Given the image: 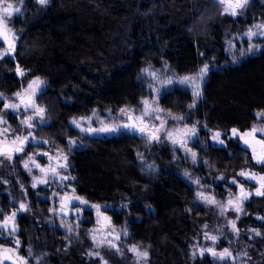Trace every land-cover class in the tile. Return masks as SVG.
<instances>
[{"label": "trees", "instance_id": "trees-1", "mask_svg": "<svg viewBox=\"0 0 264 264\" xmlns=\"http://www.w3.org/2000/svg\"><path fill=\"white\" fill-rule=\"evenodd\" d=\"M1 2H19L24 12L11 19L18 44L13 57L0 59V93L9 98L33 78L46 80L38 104L50 123L39 126L37 134L55 151L66 150L67 140L79 137L70 127L71 119L93 109L137 106L144 97L138 75L148 65L168 63L179 75H188L205 64H227L210 73L199 100L187 89L163 95L162 108L187 121L195 119L225 133L246 131L255 124L256 114L264 112V50L235 66L228 64L225 52L227 30L234 33L255 21L264 22V7L256 3L246 20H233L214 9L212 0ZM3 48L0 41V52ZM18 69L24 77L20 78ZM201 135H206L203 130ZM225 140L224 147L207 145L199 151L206 164L197 169L209 180L219 179L213 185L220 198L236 190L229 180H247L239 173H264V165H257L238 139ZM145 141L126 133L85 140V148L74 150L71 157L76 196L89 204L112 205V223L129 225L126 242L146 249L149 264H264V196L254 194L239 221L240 240L234 244L241 259L193 257L192 237L197 225L209 219L206 208L174 165H169L170 149L157 153L159 170L143 167L138 152ZM4 179L16 187L11 197L1 190ZM27 182L17 163L0 167L3 212L10 211L11 200L28 187L30 206L17 221L21 254L30 256L33 264L37 260L35 264H103L83 233L95 224L88 207L80 222L79 240L69 244L61 229L50 226L51 202L39 197L48 192L34 191ZM0 245H11L1 231Z\"/></svg>", "mask_w": 264, "mask_h": 264}, {"label": "rangeland", "instance_id": "rangeland-1", "mask_svg": "<svg viewBox=\"0 0 264 264\" xmlns=\"http://www.w3.org/2000/svg\"><path fill=\"white\" fill-rule=\"evenodd\" d=\"M38 2V0H36ZM50 0H48L49 3ZM47 3V4H48ZM213 6L217 11L219 10L224 17L236 20L242 18L247 19V13L254 8L253 5L258 4L264 7V0H249L248 5L239 14L233 16L224 12L225 5L220 3V0H212ZM8 4H12L14 8H19L23 5L19 2H1L0 3V16L4 15L3 9ZM46 5V4H45ZM24 12V11H23ZM5 17L11 31L7 33V40L0 37V41L4 44L3 50L0 52V59L7 57H13L18 44V37L15 30L11 26V19L14 16ZM264 24V22L255 21L251 26H248L243 31H236L234 33L227 30L226 41H225V52L229 58L228 64L235 66L240 64L244 59L249 56L258 54L264 50V34H261V30L257 29L255 25ZM249 29L256 32L257 35L249 39L247 33ZM11 45V47H10ZM207 65V73L201 76V69ZM201 66L196 72L188 75H179L173 67L168 63H164L159 67L148 65L144 67L139 75L138 80L144 87V97H142L135 107H124L127 111L122 113L121 109L116 111L106 110L102 111L99 109H93L89 114L79 116L71 119L70 127L74 129L79 137L69 138L67 141L66 150L60 149L57 152H61L69 157L71 161L72 153L74 150L85 148L84 141L90 138H110L119 136L122 133L134 134L146 139V144L143 149L138 152V159L143 167L148 171L159 170L156 165L158 160L157 153L165 148H168L172 152L171 161L169 165L173 164L175 170L179 176L184 179L197 193L196 200L198 203L206 208L205 213L208 214L209 219L207 223L197 225V229L193 234L191 241V251L193 257L200 256H211L214 260H222L219 256H213L209 249L214 250L216 253H222L225 249L231 253L224 259H241L242 256L240 251L236 249L235 242L239 241V221L245 216L247 203L251 200L255 194L256 189L260 187L258 183H252L250 179L247 181L244 177L240 179L229 180L231 185L235 186V191L225 197H218L214 188V183L219 179H212L204 177L197 170L200 165L206 164V160L202 159L199 154L200 150L207 149V145L212 147H224L226 145L225 138H236L239 140L241 146L250 151L253 160L257 165L256 159L264 155V144L260 143L261 139H264V134L257 131L255 134L244 135L245 133H251L253 127L264 128V116H258L256 114L255 124L246 131H240L238 129L236 133H233V129L229 132H220L207 128L205 125H201L197 120L193 119L187 121V119L174 115L161 106L160 100L169 91L175 89H187L194 95L198 90L200 96H195L196 100L201 98L205 82L208 80L209 75L214 70H222L226 65H208ZM20 78L24 77L23 71H18ZM184 77H195V82H183ZM39 80L38 85H33V81ZM198 85V88H197ZM47 82L42 78H33L26 83L19 91L15 92L11 97L7 98L4 94L3 101L5 103L15 104L18 107L17 110L24 111L21 125L26 128L29 132V124L35 126H43L50 123V120L46 116V111L38 104V97L46 90ZM17 93L20 95L18 96ZM0 96V97H1ZM32 99V107L27 109L20 102L21 100ZM144 101L148 103L145 104ZM2 105V104H1ZM38 109H43L40 112ZM13 109L3 108L0 106V152L3 144L11 141L14 137L13 134V121L12 116ZM28 113V114H27ZM144 113H147L146 115ZM132 116L136 121L139 129L133 128L129 125L128 118ZM190 120V118H189ZM76 121L77 123H73ZM27 123V124H25ZM77 124L80 126L77 127ZM129 125V127H125ZM195 129L193 134L190 130ZM114 129V130H106ZM143 129V131H141ZM202 130L205 132V136L201 135ZM216 132L221 133L218 139H214ZM171 133V136L168 134ZM158 136V139H150L151 136ZM219 140H223L221 144ZM245 140L248 143H245ZM74 141V143H70ZM175 141V143H173ZM49 149H51L49 147ZM4 153V152H3ZM193 153L195 155H193ZM10 157V158H7ZM16 161L14 158L8 155H0V167L5 165H15ZM25 173V177H28L27 185L34 191H47L48 195L39 193V197L46 198L51 202L49 210L51 213L50 226L61 229L68 237V243L72 244L76 240H79L82 231L80 222L84 218L85 208L82 203H78L76 200H71L68 203L70 207V217L65 215V211L68 210L66 207H61V203H64V196H75L76 190L73 185L74 177L72 172L70 176L64 181H54L45 174L31 172L27 167L21 168ZM72 169V168H71ZM246 173H255L257 177L264 176V173H257L252 170H246ZM68 180V181H67ZM235 181V183H233ZM250 183V185H249ZM5 185L1 190L6 194L10 195L12 190L16 187H12L8 180H3ZM26 185V186H27ZM241 188L245 192L251 193L248 199H243ZM24 194L22 196H16L11 200V206L13 208L8 212L0 211V222L6 225V229H1L4 237L11 242V245H0V264L1 254L8 249L12 255L20 262V264H33L30 256L24 257L21 254L22 244L20 239L17 237L19 226L17 221L19 216L25 213L27 210H21L23 206L28 208L30 206V199H28V187L22 188ZM232 203H229V202ZM237 201L240 202L242 211H236ZM71 203L73 205H71ZM16 205V207H15ZM2 206V205H1ZM88 209L93 213L95 218V224L83 232L92 243V250L94 251L95 258H100L103 264H149V253L146 249L130 244L126 242L129 236V225L124 224L123 226H116L112 223V216L110 211H114V207L109 204H98L92 203L88 205ZM12 212L16 214L13 218H9ZM235 222L236 228L232 226V222ZM10 222V223H9ZM238 230V231H237ZM16 232L11 234L10 232ZM215 237V240L212 238ZM17 241L19 243L17 244ZM135 248L137 251H132ZM237 251V252H236ZM147 252V257H142L138 253ZM203 253V254H202ZM98 254V255H97ZM36 261V260H35ZM38 261V260H37ZM37 261L35 263H37ZM34 263V264H35Z\"/></svg>", "mask_w": 264, "mask_h": 264}, {"label": "flooded vegetation", "instance_id": "flooded-vegetation-1", "mask_svg": "<svg viewBox=\"0 0 264 264\" xmlns=\"http://www.w3.org/2000/svg\"><path fill=\"white\" fill-rule=\"evenodd\" d=\"M21 11L19 10L18 14H22L24 11V5L19 6ZM1 96V95H0ZM3 96L0 97V106L3 108H11V107H5V105H10L9 103H5V101L2 100ZM30 99V98H29ZM27 100H21L20 102L24 105L25 108L30 109L32 107V99L31 106H28L25 101ZM2 104V105H1ZM13 109V108H11ZM12 118L13 121L15 120V124H13V134L14 137L11 138V141L8 143H5L2 145L1 152L6 153L8 156H11L16 161L17 165H19V168L24 167L27 165V169L31 172H37L45 174L51 178L54 181L62 180L64 182L67 177L70 176V173L72 171V162L70 161L69 157H67L63 153H59L53 149H49V145L47 142H45L42 138L38 137L37 131L39 126H35L32 124H29V132L26 131V128L23 127L20 123L23 116L26 115L24 111L20 109H13L12 111ZM28 114V113H27ZM27 124V123H25ZM44 126V125H43ZM26 138V139H25ZM16 149H22V151H16ZM64 157H67V160L65 161ZM15 163V164H16ZM61 165H65L64 167H61ZM264 165V164H263ZM26 167V166H25ZM68 181V180H67ZM73 184H75V181H72ZM12 193L9 195L11 197ZM75 196H64V204L68 205L70 203L71 199H74ZM2 196L0 194V211L2 213ZM63 207V204L60 205ZM16 207V205H15ZM21 210H26L25 207H21ZM65 213V212H64ZM13 214H15L13 212ZM12 212L10 215H8L9 218H13L16 214L13 215ZM13 216V217H12ZM10 223V222H9ZM0 228L6 229V225L1 224L0 222ZM11 234H15L16 232L12 231ZM10 251H4V258L6 260L9 259V253ZM11 253V252H10ZM12 254V253H11ZM2 255V254H1ZM2 258V257H1ZM2 261V259H1Z\"/></svg>", "mask_w": 264, "mask_h": 264}, {"label": "snow or ice", "instance_id": "snow-or-ice-1", "mask_svg": "<svg viewBox=\"0 0 264 264\" xmlns=\"http://www.w3.org/2000/svg\"><path fill=\"white\" fill-rule=\"evenodd\" d=\"M38 2L41 5H45V4L48 3V0H38ZM220 3L225 5L224 12L226 14L235 16V15L239 14V12H241L244 8H246V6L249 3V0H220ZM12 9H13V5L12 4H8L7 7L3 9L4 15L0 16V37H3L5 40H7V33L11 31V28H9L7 20H6L5 17H10L11 16V14H12L11 10ZM15 11L19 12V8H16ZM255 27L257 29L261 30V34H264V24H258V25H255ZM247 35H248L249 39H251L253 36H256L257 33L252 31L251 29H249V32L247 33ZM10 47H11V45H10ZM207 69H208L207 65H205L204 68L201 69V76L207 73ZM18 71H19V69H18ZM189 81L195 82V77H184L183 78V82H189ZM39 83H40L39 80L33 81L32 85H29V87L31 88L33 85H38ZM197 88H198V85H197ZM200 94L201 93L198 90L194 93V95L197 96V97L200 96ZM17 95L19 96L20 94L17 93ZM25 103L28 106H31L30 99L28 101H25ZM144 103L147 104L148 102L144 101ZM5 107H11L13 109H16L18 106L15 105V104H11V105H5ZM38 110L40 112L44 111L43 109H38ZM126 111H127L126 109H121L122 113H124ZM144 114L146 115L147 113H144ZM257 115L258 116H264V112H260ZM73 123L75 124L77 122L73 121ZM29 126H31V125H29ZM79 126L80 125L77 124V127H79ZM125 127H129V125H125ZM106 130H114V129H106ZM141 131H143V129H141ZM190 131L193 134L195 133V129L194 128L191 129ZM232 131H233V133L237 132L236 129H233ZM257 131H259L262 134H264V128L253 127L251 129V133H245L244 135L255 134ZM168 135L171 136V133H169ZM220 135H221V133L216 132L214 134L213 138L214 139H218L220 137ZM150 139H158V136L153 135V136L150 137ZM219 142L221 144L224 143L223 140H219ZM259 142L264 144V139H261ZM70 143H74V141H70ZM173 143H175V141H173ZM245 143H248V141L245 140ZM16 151H22V149H16ZM0 155H7V154L3 153V152H0ZM193 155H195V154L193 153ZM7 158H10V157H7ZM64 159L66 161L67 157H64ZM257 163L264 164V155H262V156L257 158ZM25 166L27 167V165H25ZM64 166L65 165H61V167H64ZM239 175L245 176L248 179L257 180V182L259 183L260 187L256 189L255 195L264 196V176L257 177V175L255 173L249 174V173H246V172H241V173H239ZM233 183H235V181H233ZM241 193H242L243 199H248L249 196L251 195V193L245 192L243 188H241ZM229 203H232V202L230 201ZM239 205H240V202L237 201V204H236V211L237 212L242 211V208ZM13 215H15V214H13ZM232 226H233L234 229L236 228V225H235L234 221L232 222ZM255 234L257 236L261 235V233L259 231H256ZM212 239L215 240V237H213ZM18 243H19V241H17V244ZM5 251H9V250L5 249ZM132 251L135 252L137 250L135 248H133ZM208 251H210L213 256H219V258H221V259H224V258H226L228 256H231V253H229L227 249H225L224 252H222V253H216L212 249H209ZM138 255H140L142 257H147L148 253L147 252H142V253H138Z\"/></svg>", "mask_w": 264, "mask_h": 264}, {"label": "water", "instance_id": "water-1", "mask_svg": "<svg viewBox=\"0 0 264 264\" xmlns=\"http://www.w3.org/2000/svg\"><path fill=\"white\" fill-rule=\"evenodd\" d=\"M5 6H7V5H5ZM15 9L16 8L13 7V9L11 10L12 15H17L18 14V12H16ZM128 121H129V125L131 127L134 126L133 128H136V129L140 128V127H138L136 121L133 119L132 116H129ZM256 161H257V159H256ZM250 180H251L252 183H258L257 180H253V179H250ZM71 200H73V201L76 200V197L74 199H71ZM71 200H70V202H71ZM71 205H73V204L71 203ZM63 206L66 207V209H68V210L65 211V215L67 217H70V207L68 205H65L64 203H63ZM7 253H9V255H10L8 260H6L4 258V253H2V255H1V257H2L1 259H2V263L3 264H20V262L10 252H7Z\"/></svg>", "mask_w": 264, "mask_h": 264}, {"label": "bare ground", "instance_id": "bare-ground-1", "mask_svg": "<svg viewBox=\"0 0 264 264\" xmlns=\"http://www.w3.org/2000/svg\"><path fill=\"white\" fill-rule=\"evenodd\" d=\"M76 201H77L78 203H82L83 206H84V208H87L88 205H89V203H88L87 201H85L84 199H82V198L79 197V196H76Z\"/></svg>", "mask_w": 264, "mask_h": 264}]
</instances>
